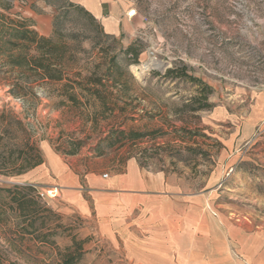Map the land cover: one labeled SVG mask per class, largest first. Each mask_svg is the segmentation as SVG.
<instances>
[{
    "label": "rangeland",
    "instance_id": "rangeland-1",
    "mask_svg": "<svg viewBox=\"0 0 264 264\" xmlns=\"http://www.w3.org/2000/svg\"><path fill=\"white\" fill-rule=\"evenodd\" d=\"M41 1L0 0V13L33 29L38 20L42 30L51 27L49 34L38 32L60 46L66 67L63 81H25L0 56L3 264H56L74 240L84 247L77 264H140L60 199L22 183L24 173L16 170L27 164L31 144L43 158L46 146L65 156L77 148V164L103 157L122 166L137 157L150 171H164L165 192L173 188L181 262L264 264V118L257 110H215L233 109L238 88L264 89V0H126L140 18L120 35L106 34L76 10L60 18L55 33L57 7ZM44 3L53 8L50 25L40 17L48 12ZM130 46L139 51L137 62L125 54ZM151 58L160 66L137 72ZM113 63L106 80L111 110H104L77 82L104 77ZM169 69L187 77H166ZM67 82L78 103L65 94ZM26 185L36 188L21 191L38 204L36 233L23 229L32 219L7 191ZM26 210H33L29 203Z\"/></svg>",
    "mask_w": 264,
    "mask_h": 264
},
{
    "label": "crops",
    "instance_id": "crops-1",
    "mask_svg": "<svg viewBox=\"0 0 264 264\" xmlns=\"http://www.w3.org/2000/svg\"><path fill=\"white\" fill-rule=\"evenodd\" d=\"M21 1L30 5L43 3ZM69 1L91 13L109 35L125 33L127 24L140 18L127 16L126 0ZM44 4L48 12L40 17L50 25L53 8ZM34 27L41 34L52 32L50 26L42 30L39 20ZM234 96L237 102L233 109L225 106L215 110H257L256 115L264 118V89L238 88ZM259 121L262 118H257L256 122ZM77 157L61 155L46 146L44 162L24 173L22 183L37 184L48 197L60 199L82 218L92 221L103 238L122 247L126 258L140 264H188L180 260L183 257L177 205L172 197L173 188L169 186L165 192L168 181L164 171H150L134 156L122 166L111 165L103 157L77 164ZM191 228L193 232L194 223Z\"/></svg>",
    "mask_w": 264,
    "mask_h": 264
},
{
    "label": "trees",
    "instance_id": "trees-1",
    "mask_svg": "<svg viewBox=\"0 0 264 264\" xmlns=\"http://www.w3.org/2000/svg\"><path fill=\"white\" fill-rule=\"evenodd\" d=\"M44 1L47 4L55 5L57 7L58 14L54 19L55 33H60L59 29L62 24L60 18L67 17L71 10L82 12L86 16H89L93 21H97L85 8L72 3L69 0ZM5 7L6 9H9V5H6ZM31 26L27 24L25 20L14 19L5 13H0V56L5 59V64L12 69L17 70L19 78L25 81L29 80L31 76H35L37 80L47 82L63 81L66 75V67L62 55L59 54L60 46L55 44L51 37L40 35L39 32L31 28ZM125 54L133 57V61L137 62L139 51L134 46L128 47L125 50ZM113 65L114 63L108 67L107 73L104 77L97 76L94 78L91 76L88 78L87 83L77 82L83 92L86 91L100 100L104 110H111V97L108 93L109 86L107 85L106 80H109V76H111V66ZM165 76L171 78L187 77L184 72H177L174 69H169ZM193 80L195 79L193 78ZM113 86L117 87L118 83L114 81ZM74 87L75 86L72 82H67L64 85V92L69 96L71 101L78 103L77 97L73 94V91H71ZM203 105L209 106L205 104ZM76 152L77 148L69 150L66 154L74 155ZM28 154L29 157L27 158V164L19 166L18 170H16V174L25 173L44 162V158L37 145L31 144L30 152ZM23 155L24 153H21L19 156L23 157ZM14 161L15 160H12V164L10 165L15 166L16 162ZM15 190L16 192H13L11 189H8L7 191L12 193V200L16 203L17 207L22 210V214L26 218L30 216V219H32V221H29L27 224L28 226L25 225L23 229L30 231L28 233H36L37 229L35 228L34 221L36 215H38V204L33 197L32 200L27 197V194L21 193V191L25 190L33 193L36 191V188L33 185H26L23 187L16 186ZM28 203L33 208L31 212H27L26 210V204ZM28 227L33 228L32 230H29ZM47 239L48 238L44 236L40 241L45 243L48 242ZM7 243L13 245L12 240L7 239ZM83 248L82 242L74 240L71 248H68L65 251H59L56 264H77L81 259ZM0 264H3L2 257H0ZM11 264L16 263L11 262Z\"/></svg>",
    "mask_w": 264,
    "mask_h": 264
},
{
    "label": "bare ground",
    "instance_id": "bare-ground-1",
    "mask_svg": "<svg viewBox=\"0 0 264 264\" xmlns=\"http://www.w3.org/2000/svg\"><path fill=\"white\" fill-rule=\"evenodd\" d=\"M160 66V62L157 61L155 58H151L149 61L145 62L141 66L135 67L137 72H143L145 69H148L150 67H156Z\"/></svg>",
    "mask_w": 264,
    "mask_h": 264
},
{
    "label": "built area",
    "instance_id": "built-area-1",
    "mask_svg": "<svg viewBox=\"0 0 264 264\" xmlns=\"http://www.w3.org/2000/svg\"><path fill=\"white\" fill-rule=\"evenodd\" d=\"M127 16H128L129 18H132V17L137 16V9H136V8H131V9H129L128 12H127ZM105 176H106V175H105ZM41 195L43 196L44 194H41Z\"/></svg>",
    "mask_w": 264,
    "mask_h": 264
}]
</instances>
